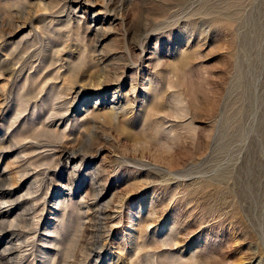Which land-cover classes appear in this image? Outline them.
I'll return each instance as SVG.
<instances>
[{
  "label": "rangeland",
  "instance_id": "rangeland-1",
  "mask_svg": "<svg viewBox=\"0 0 264 264\" xmlns=\"http://www.w3.org/2000/svg\"><path fill=\"white\" fill-rule=\"evenodd\" d=\"M0 264H264V0H0Z\"/></svg>",
  "mask_w": 264,
  "mask_h": 264
},
{
  "label": "bare ground",
  "instance_id": "bare-ground-1",
  "mask_svg": "<svg viewBox=\"0 0 264 264\" xmlns=\"http://www.w3.org/2000/svg\"><path fill=\"white\" fill-rule=\"evenodd\" d=\"M98 85H99V84H98ZM72 102H73V101H72ZM113 108H114V107H113ZM117 109H118V108L116 107V109H112V110H111L112 116L116 114L115 111H117ZM118 110H119V109H118ZM114 117H115V116H114Z\"/></svg>",
  "mask_w": 264,
  "mask_h": 264
}]
</instances>
